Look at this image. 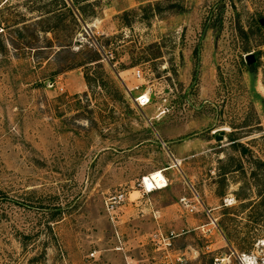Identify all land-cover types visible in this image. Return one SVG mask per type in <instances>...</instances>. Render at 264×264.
<instances>
[{"label":"rangeland","instance_id":"rangeland-1","mask_svg":"<svg viewBox=\"0 0 264 264\" xmlns=\"http://www.w3.org/2000/svg\"><path fill=\"white\" fill-rule=\"evenodd\" d=\"M72 1L0 0V264H264V0Z\"/></svg>","mask_w":264,"mask_h":264},{"label":"bare ground","instance_id":"bare-ground-1","mask_svg":"<svg viewBox=\"0 0 264 264\" xmlns=\"http://www.w3.org/2000/svg\"><path fill=\"white\" fill-rule=\"evenodd\" d=\"M141 184L148 191H151L152 189H158V188L164 187L166 183H165V178L162 175L161 171H155L151 173L150 175L143 177Z\"/></svg>","mask_w":264,"mask_h":264},{"label":"built area","instance_id":"built-area-1","mask_svg":"<svg viewBox=\"0 0 264 264\" xmlns=\"http://www.w3.org/2000/svg\"><path fill=\"white\" fill-rule=\"evenodd\" d=\"M133 74H135V76L138 77L139 76V69H137V68L134 69ZM133 88L137 89V86H134ZM148 100H149V97H148L147 92H141V93H138L137 95L134 96V102H135V105L137 107H141V106L147 104ZM142 178L140 179V184H141ZM145 190L148 191L147 189H145ZM111 199H123V194L120 193L118 195H113V196H111ZM108 201H110V199ZM111 202L113 203V201H111ZM111 202L109 204H111Z\"/></svg>","mask_w":264,"mask_h":264},{"label":"water","instance_id":"water-1","mask_svg":"<svg viewBox=\"0 0 264 264\" xmlns=\"http://www.w3.org/2000/svg\"><path fill=\"white\" fill-rule=\"evenodd\" d=\"M259 23H260V25H263V23H264L263 18H259ZM245 59H246V61H247L248 63H251L252 60H253L252 54H251V53H247V54H245ZM215 138H216L217 140L219 139L218 136H215Z\"/></svg>","mask_w":264,"mask_h":264},{"label":"trees","instance_id":"trees-1","mask_svg":"<svg viewBox=\"0 0 264 264\" xmlns=\"http://www.w3.org/2000/svg\"><path fill=\"white\" fill-rule=\"evenodd\" d=\"M78 1L77 0H73L72 1V4L74 5L75 3H77ZM77 9V8H76ZM259 18H263V20H264V16H261V17H259ZM259 18L256 20V22H257V24L258 25H260V23H259ZM263 25H264V23H263Z\"/></svg>","mask_w":264,"mask_h":264}]
</instances>
